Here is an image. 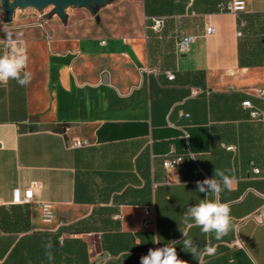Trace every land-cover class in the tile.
Masks as SVG:
<instances>
[{
	"label": "crops",
	"instance_id": "1",
	"mask_svg": "<svg viewBox=\"0 0 264 264\" xmlns=\"http://www.w3.org/2000/svg\"><path fill=\"white\" fill-rule=\"evenodd\" d=\"M227 1L118 0L106 5L119 8L109 17L71 6L34 23L14 9L6 29L27 42L32 80L0 84V264H140L165 245L188 264H264V117L250 116L264 114L255 95L264 87V0L236 14ZM151 17L162 18L159 32ZM181 35L194 36L185 52ZM4 38L0 29V54ZM46 123L68 127L29 129ZM214 169L237 182L205 196L196 181ZM28 189V203H13L14 190ZM217 198L236 227L219 241L189 229L200 249L216 247L195 259L183 249V213ZM144 206L153 209L146 226Z\"/></svg>",
	"mask_w": 264,
	"mask_h": 264
},
{
	"label": "clouds",
	"instance_id": "2",
	"mask_svg": "<svg viewBox=\"0 0 264 264\" xmlns=\"http://www.w3.org/2000/svg\"><path fill=\"white\" fill-rule=\"evenodd\" d=\"M5 38L3 42L7 50L0 54V84L7 85L14 80L21 87L30 84L32 73L28 71L29 56L28 44L23 40L22 33H15L12 30L3 28ZM234 175L226 174L225 170L214 169L212 178L196 181L197 191L218 196L223 190L231 191L236 184ZM181 223L185 226L180 229L183 240L184 251L190 253L195 259L203 257L204 254L214 255L216 247L210 241L200 249L189 237L188 230L192 227H199L204 234H214L219 241L226 236L236 225L231 215L230 205L217 199H202L199 203L187 207L183 213ZM175 244L176 242H172ZM45 256L48 261L54 260L51 240L43 244ZM200 264V260L197 259ZM140 264H188L187 261L178 258L176 247L165 245L164 247L149 249L148 253L140 258Z\"/></svg>",
	"mask_w": 264,
	"mask_h": 264
},
{
	"label": "built area",
	"instance_id": "3",
	"mask_svg": "<svg viewBox=\"0 0 264 264\" xmlns=\"http://www.w3.org/2000/svg\"><path fill=\"white\" fill-rule=\"evenodd\" d=\"M191 1V0H189ZM249 0H228L224 5L223 9L227 12L230 13H239L242 12L245 9V6ZM4 13L1 10V3H0V22H3L4 19ZM151 28L155 32H159L161 30L163 20L160 17H151ZM204 32L206 34H211L214 32L213 27L210 25H206ZM240 35V33H237ZM194 41V36L192 35H181L179 37L178 43H177V48L179 52H185L188 50L190 44ZM7 50V45L5 43L4 45V52ZM173 78V74L167 73V79L171 80ZM255 95L258 97H261L264 99V87H258L255 89ZM243 107L245 108H251V104L249 101H244L242 103ZM250 116L252 119H263L264 114L263 111H258V110H251L250 111ZM86 143L85 141H80V140H75L73 143V146H80L82 144ZM170 152H173L170 150ZM181 160V157L175 156L171 159H165L163 161V166L165 168H172L174 167L179 161ZM253 173L257 174L259 173L258 169H253ZM32 197V189H28L24 192V195H20L18 190H14L13 192V203L15 204H22V203H28ZM45 208V206H43ZM142 214H143V225L146 226L149 223L152 222V215H153V209L152 207L149 206H144L142 207ZM45 220H48V214L45 213ZM253 219H255L258 222H263V209H261L258 213L252 216Z\"/></svg>",
	"mask_w": 264,
	"mask_h": 264
},
{
	"label": "water",
	"instance_id": "4",
	"mask_svg": "<svg viewBox=\"0 0 264 264\" xmlns=\"http://www.w3.org/2000/svg\"><path fill=\"white\" fill-rule=\"evenodd\" d=\"M109 0H0L1 10L4 13L6 22L11 21L12 13L15 8L24 9L33 7L37 9H43L49 5L54 6V13L64 18V9L70 6L85 7L93 10V6H102ZM68 127L66 124H38L29 127V129L38 130H50L56 133H64ZM21 130H25V127L20 126Z\"/></svg>",
	"mask_w": 264,
	"mask_h": 264
},
{
	"label": "rangeland",
	"instance_id": "5",
	"mask_svg": "<svg viewBox=\"0 0 264 264\" xmlns=\"http://www.w3.org/2000/svg\"><path fill=\"white\" fill-rule=\"evenodd\" d=\"M12 1V0H10ZM116 1L118 0H110L109 2H107V4H103L102 6H93V10H88V12L94 14L95 16L98 14L100 15L101 13H106V15L109 17L111 16L113 13H117L118 12V6H115V8H110L109 6L106 5H113L116 3ZM71 7V6H70ZM54 6L49 5L43 9H37V8H33V7H29V8H25L24 10H22L21 12L18 13V17L20 18V20L28 22V23H34L40 20V18H51L54 14ZM46 13V14H45ZM14 24V21L11 20L9 22H6L5 18L3 19V22H0V29L3 28H7L10 27Z\"/></svg>",
	"mask_w": 264,
	"mask_h": 264
}]
</instances>
